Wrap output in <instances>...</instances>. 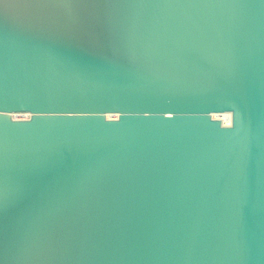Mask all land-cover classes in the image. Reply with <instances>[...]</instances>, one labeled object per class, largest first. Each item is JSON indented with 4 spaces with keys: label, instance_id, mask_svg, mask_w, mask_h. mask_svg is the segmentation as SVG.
I'll return each instance as SVG.
<instances>
[{
    "label": "water",
    "instance_id": "obj_1",
    "mask_svg": "<svg viewBox=\"0 0 264 264\" xmlns=\"http://www.w3.org/2000/svg\"><path fill=\"white\" fill-rule=\"evenodd\" d=\"M0 264H264V0H0Z\"/></svg>",
    "mask_w": 264,
    "mask_h": 264
},
{
    "label": "bare ground",
    "instance_id": "obj_2",
    "mask_svg": "<svg viewBox=\"0 0 264 264\" xmlns=\"http://www.w3.org/2000/svg\"><path fill=\"white\" fill-rule=\"evenodd\" d=\"M19 118H26V117L22 116V117H19ZM215 118L221 120L224 124L226 123V125L229 122V119L226 116L219 115V116H215Z\"/></svg>",
    "mask_w": 264,
    "mask_h": 264
}]
</instances>
